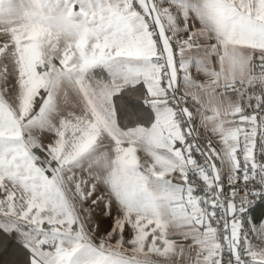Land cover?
Returning <instances> with one entry per match:
<instances>
[{
    "label": "snow or ice",
    "instance_id": "obj_1",
    "mask_svg": "<svg viewBox=\"0 0 264 264\" xmlns=\"http://www.w3.org/2000/svg\"><path fill=\"white\" fill-rule=\"evenodd\" d=\"M0 264H264V0H0Z\"/></svg>",
    "mask_w": 264,
    "mask_h": 264
}]
</instances>
